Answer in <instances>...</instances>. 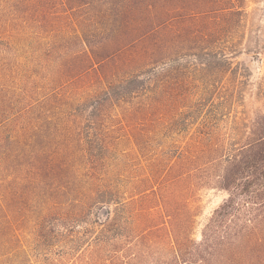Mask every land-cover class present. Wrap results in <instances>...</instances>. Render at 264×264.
<instances>
[{
    "label": "rangeland",
    "instance_id": "1",
    "mask_svg": "<svg viewBox=\"0 0 264 264\" xmlns=\"http://www.w3.org/2000/svg\"><path fill=\"white\" fill-rule=\"evenodd\" d=\"M233 3L244 15L198 23L216 24L217 35L203 42L195 24L189 31L183 26L190 18L215 16L211 10L221 7L210 0H0V264H75L83 251L69 255L56 223L39 242L38 227L57 218L42 217L49 210L75 212L97 184L123 192L145 174L134 131L152 130L151 122L144 127L142 118L126 119L121 109L92 113L84 106L110 82L153 70L167 122L169 115L186 120L237 110L239 93L245 102L252 99L264 78V0ZM163 19L173 20L176 35L153 28ZM164 40L171 55L160 53L151 63L145 49ZM196 125L188 126L190 133ZM50 162L65 166L31 172L33 164ZM226 199L216 186L195 190L196 243ZM113 208L98 205L77 231L105 222Z\"/></svg>",
    "mask_w": 264,
    "mask_h": 264
},
{
    "label": "trees",
    "instance_id": "2",
    "mask_svg": "<svg viewBox=\"0 0 264 264\" xmlns=\"http://www.w3.org/2000/svg\"><path fill=\"white\" fill-rule=\"evenodd\" d=\"M210 3L221 7L211 10L215 16L190 18L183 26L189 31L195 24L203 42L217 35L216 24L200 27L198 23L219 16L227 22L231 16L244 15L243 7L233 0ZM172 21L160 20L153 28L169 30L174 36ZM167 40L161 47L145 49L143 55L151 63L160 53L171 55L170 48H165ZM156 84V73L142 69L110 82L105 90L84 101L92 113L104 107L118 108L126 119L142 118L144 127L151 122L152 130L134 131L136 146L146 157L145 174L123 192L112 183L97 184L76 203L75 212L49 210L42 222L57 218L38 227L39 242L49 238L56 223L64 230L63 243L69 255L83 251L75 264H264V78L248 102L239 93L237 110L225 114L210 110L186 120L169 115V122L161 116ZM167 101L175 102L172 95ZM190 125H196L191 133ZM64 166L33 164L31 172L39 176ZM202 185L220 188L227 199L214 211L196 243L190 200ZM101 204L114 206L106 212V221L95 220L93 226L77 231L79 223L94 215Z\"/></svg>",
    "mask_w": 264,
    "mask_h": 264
}]
</instances>
